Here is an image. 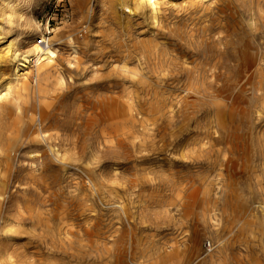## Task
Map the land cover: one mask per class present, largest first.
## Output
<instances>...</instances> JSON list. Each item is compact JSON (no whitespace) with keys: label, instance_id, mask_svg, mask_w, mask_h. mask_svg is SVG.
Returning a JSON list of instances; mask_svg holds the SVG:
<instances>
[{"label":"rangeland","instance_id":"374dc122","mask_svg":"<svg viewBox=\"0 0 264 264\" xmlns=\"http://www.w3.org/2000/svg\"><path fill=\"white\" fill-rule=\"evenodd\" d=\"M13 1L12 4L17 5V15H0V34L1 31L7 33L6 43L0 45V50H4L10 43L8 41L12 40L16 41V48L25 50L34 33L31 24H38L48 38L72 35L79 39L77 53L64 42L57 46L62 56L58 75L62 81H54L57 100L53 108L56 114H67L69 108H78L79 105L94 101L107 120L118 116L119 103L114 100V96L104 95L94 86L103 81L121 83L114 68L123 65L121 56L127 54L131 55V68H135L136 59L142 57L138 56L137 50L144 52L149 48L159 53L161 58L176 59L180 65L187 61L201 66L215 58L224 57L222 69L213 67L205 76L210 91L228 84V73L238 70V59L245 49H249L254 59L262 58L264 72V12L256 17L255 23L249 25L250 17L245 12L242 0H160L162 11L156 25L140 11L130 13L120 8L116 10L109 5L103 6L99 0ZM259 2L260 9L264 11V0ZM0 3V11L3 8L8 10L2 0ZM69 60L74 63L73 66L68 64ZM11 69L10 64L6 72L10 74ZM213 73L217 76L212 77ZM9 79L16 80V77H4L0 80V87ZM32 80L36 84V67ZM162 95L167 103L179 105L186 99L190 106H199L196 97L187 98V93L179 88L169 86ZM255 96L256 90L252 84L240 93V107L249 108L255 102ZM140 99L138 95L133 96L139 107L142 105ZM138 109V113H141V110L144 112L148 108ZM181 109L187 110L191 117L192 111H196L194 118L199 119L196 121L198 124L192 118L193 125L185 135L192 140L199 138L197 131H207L206 108H165L162 114L149 116L157 125L150 127L146 136L127 138L121 135L99 146V149L95 139L85 137L79 141L81 148L89 150L92 147L98 153L94 160L82 159V169L93 168L97 174L114 170L119 177L108 182L113 193L109 197L111 202L105 201L103 204L97 195H93L87 176L90 171L79 169H72L68 173L61 170L52 173L51 179L58 184L54 188L56 192L51 194V200L67 206L66 213L77 218L74 227L88 214L97 218L96 221L100 223L97 230L99 236L101 234L97 249L111 256L114 264L139 259V255L132 250L129 238L133 227L155 228L148 230L147 234L156 235L161 247V264H167L168 251L179 245L181 228L180 225L175 226L170 217L183 212L177 213L178 208H173L171 201L177 194H182L187 201H193L194 207L199 203L198 190L206 188L224 218L218 227L209 228L210 233L202 231L205 226L197 219L185 224L190 226L195 236L191 247L178 249V254L186 256L185 264H253L252 258H258L264 264V211L260 206L264 201V147L258 139L264 138V114L257 117L254 114L247 115L244 111L243 118L238 117L240 132L245 136L235 149L223 152L226 160L221 175L210 176L212 169L207 164L195 163L184 144H173L175 138H171L170 130L167 133L160 132L161 128L167 126L171 113H176L178 117ZM134 114L138 119L143 115ZM137 129L143 131L141 126ZM148 139L155 140L156 147L148 153H139L134 144ZM216 148L224 151L226 146L218 142ZM35 157L29 155L28 150H22L12 161L11 175L6 174L8 178H14L15 182V185H11L14 195L3 207V213L8 214L11 220H18L29 213L37 216L44 210V198L40 194L45 191L46 178L42 174V160L35 161ZM213 158L219 160L223 155L218 150ZM49 196L50 193L45 195ZM88 197L95 202L96 210L93 213L83 212L85 204H90L85 202ZM48 204L50 206L47 208H50L52 202ZM247 210V220L258 223L256 230L261 228L263 232L254 243L244 245L236 237L237 229L230 234L228 226L230 215H240ZM218 229L224 239L220 250H217L218 242L214 238ZM14 230L18 231V227ZM6 237L4 232H0V243L11 248L17 264H41V251H46L39 240L38 230L25 226L20 232L12 234L10 239ZM72 238L77 242V234ZM82 245V250H89L86 242ZM78 248L81 249L80 246ZM213 257L214 261L211 262ZM44 264L50 263L46 261Z\"/></svg>","mask_w":264,"mask_h":264},{"label":"bare ground","instance_id":"6f19581e","mask_svg":"<svg viewBox=\"0 0 264 264\" xmlns=\"http://www.w3.org/2000/svg\"><path fill=\"white\" fill-rule=\"evenodd\" d=\"M242 1H244L245 12L250 17L249 25H252L256 22V17L264 11L260 9L259 0ZM2 2L3 5L6 4L8 10L3 8L0 15H17V5L12 4L13 0H2ZM99 2L105 7L109 5L116 10L120 8L128 10L130 13L134 10L140 11L150 19L153 25L158 23L162 11L160 0H99ZM0 6H2L1 3ZM262 18H264V14ZM31 26L34 33L25 50L16 48L15 40L8 41L10 43L5 49L0 50V70H3L0 72V80L6 76L16 77V80L9 79L5 85L0 87V232H4L6 238L10 239L12 234L20 232V229L25 226H31L35 231L38 230L39 240L46 251L45 253L41 251L39 257L41 264L46 261H49L50 264H114L111 256H107L97 249L101 238V234L99 236L97 230L100 224L96 221L97 218L88 214L74 227L73 223L77 218L66 213L67 206L51 200V194L56 192L54 188L58 184L51 179L52 173L60 172V170L68 173L72 169L84 172L89 170L90 173L87 176L93 195H97L103 204L105 201L111 202L112 199L109 197L113 193L108 182L111 179L118 180L119 177L116 176L114 170L109 173L97 174L96 169H82L80 161L82 159L94 160L98 153L92 147L89 150L81 148L80 140L85 137L95 139L99 149V146L111 140L114 141L121 135H126L127 138L146 136L149 128L157 125V122H152L149 116L162 114L165 108H206L204 115L207 131H197L199 138L192 140V138H188V135H185V132H190L188 129L193 125L192 118L196 116V111H192V117L187 113V110L182 109L178 117L175 116L176 113H171L167 126L161 128L160 132L167 133L170 130L171 138H175L173 141L175 146L184 144L185 150L188 149L187 151L192 154L195 163L207 164L208 168L212 169L210 176L221 175L226 160L223 152L235 149L238 142L245 136L240 132L238 117L243 118L244 111L247 115L254 114L257 117L264 114L262 58L254 59L253 55L249 53V49H245L238 59L240 60L237 66L238 70L228 73V84L210 91L205 82V76L212 71L213 67L221 70L224 66V57L215 58L212 62L201 66L196 62L187 61L180 65L176 59L161 58L159 53H154L149 48L144 52L137 50L138 56L142 57L139 60L136 59L135 68H131V55L129 54L121 56L123 65H117L114 68V72L118 73L121 78V83L103 81L94 86L99 88L102 94L109 97L114 96V100L119 103L118 116L107 120L104 112L94 101L79 105L78 108H69L66 111L67 114H56L54 113L55 108H53L57 100L54 81H62V78L58 76L62 56L61 50L57 46L64 42L77 53L80 42L72 35H65L58 39L48 38L44 36L42 28L38 24H31ZM1 32L0 45L5 44L7 39L5 35L7 33ZM40 38L43 39L39 41ZM3 52L5 53L2 54ZM143 53L144 55H142ZM10 64L12 69L9 74L6 72V67ZM68 64L74 65L71 60L68 61ZM34 67H36V84L32 80ZM216 76L217 74L213 73L212 77ZM252 84L256 90L255 102L249 108L243 109L238 101L239 95ZM169 86L182 89L187 93V98L196 97L199 106H190L186 99L179 105L167 103L162 94ZM4 91L6 92L4 93ZM134 95L141 98V107L133 100ZM138 108L148 109L138 113ZM160 108H162L161 111ZM134 112L144 116L142 115V118L138 119ZM198 120L197 117L193 119L194 123H197ZM138 126L143 128L142 132L137 129ZM199 129L198 127L197 130ZM201 136L202 138H200ZM258 139L261 146L264 147V138L258 137ZM218 142L225 144L224 151L216 148ZM134 146L139 153H148L156 147V142L151 139L142 140ZM227 146H229L228 149ZM22 150H28L29 155H36L35 161L42 160V174H44L46 182L45 191H41L40 195L44 198V210L37 216L29 213L26 216H20L18 220H11L8 214L3 213V207L11 201L14 195L11 185H15V182L14 178L12 180L6 174L11 175L12 161ZM218 150L223 158L214 160V154ZM211 153H213L211 156L205 158ZM47 193H50L49 197H45ZM198 200V205L196 204L192 209L184 207L187 199L182 194H177L171 201V206L178 208L177 213L183 212L170 217L172 223L175 226L180 225L181 228L178 235L180 237L179 245L168 251L167 264L186 263V256L178 254V249L191 247L195 236L190 226L187 227L185 224L190 220L197 219L205 226L202 231L210 233L209 228L218 227L224 218L216 204L213 203L208 189L198 190ZM48 202H52L50 208H47L50 206ZM85 202L90 204H85L83 212H95L94 200L88 197ZM260 206L264 211V201L260 203ZM247 215L248 210L242 211L240 215L229 216V233L231 234L237 229L236 237L244 245L254 243L263 232L261 228L256 230L259 224L247 220ZM53 223H56V226H53ZM17 227L18 231H15L14 229ZM153 229L155 228L147 226L132 228L129 238L132 250L139 255V259H133L125 264H161V247L155 238L156 235L147 234L148 230ZM76 234L77 242L72 238ZM197 234L196 239L198 240ZM214 238L218 242L217 250H220L224 245H222L224 239L219 229L216 230ZM83 242H86L89 250H82ZM40 248L42 247L40 246ZM211 260L213 262L214 257ZM259 260L252 258L251 261L253 264H261ZM0 264H17L14 252H11V248L4 243H0Z\"/></svg>","mask_w":264,"mask_h":264},{"label":"built area","instance_id":"2783aa9c","mask_svg":"<svg viewBox=\"0 0 264 264\" xmlns=\"http://www.w3.org/2000/svg\"><path fill=\"white\" fill-rule=\"evenodd\" d=\"M193 201H187L186 204H185V208L186 209H192L193 208Z\"/></svg>","mask_w":264,"mask_h":264}]
</instances>
